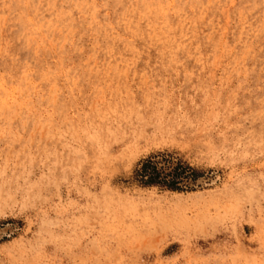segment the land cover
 Instances as JSON below:
<instances>
[{"label":"rangeland","instance_id":"374dc122","mask_svg":"<svg viewBox=\"0 0 264 264\" xmlns=\"http://www.w3.org/2000/svg\"><path fill=\"white\" fill-rule=\"evenodd\" d=\"M0 264H264V0H0Z\"/></svg>","mask_w":264,"mask_h":264},{"label":"trees","instance_id":"16d2710c","mask_svg":"<svg viewBox=\"0 0 264 264\" xmlns=\"http://www.w3.org/2000/svg\"><path fill=\"white\" fill-rule=\"evenodd\" d=\"M176 170L177 169L170 174H164L158 170L157 163L155 161L147 160L142 163L137 176L144 184L162 183L170 185L174 184L173 181L175 177H177Z\"/></svg>","mask_w":264,"mask_h":264}]
</instances>
